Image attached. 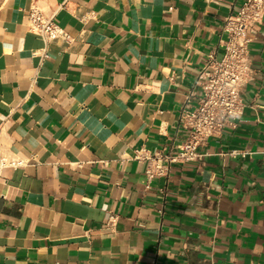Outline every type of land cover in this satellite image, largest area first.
<instances>
[{
	"label": "crops",
	"instance_id": "obj_1",
	"mask_svg": "<svg viewBox=\"0 0 264 264\" xmlns=\"http://www.w3.org/2000/svg\"><path fill=\"white\" fill-rule=\"evenodd\" d=\"M244 2L0 0V264H264V20L242 115L146 173ZM32 8L64 35L32 33Z\"/></svg>",
	"mask_w": 264,
	"mask_h": 264
},
{
	"label": "built area",
	"instance_id": "obj_2",
	"mask_svg": "<svg viewBox=\"0 0 264 264\" xmlns=\"http://www.w3.org/2000/svg\"><path fill=\"white\" fill-rule=\"evenodd\" d=\"M263 20L264 0H245L236 15L226 18L223 27L227 34L225 51L221 57L217 52L208 54L200 76L203 83H198L204 93L197 105L184 106L180 113L188 136L178 153L158 154L149 159L150 167L146 172L149 180L168 174L170 165L199 160L198 149L206 146L211 138L221 136L223 130L242 115V90L254 76L249 46ZM28 28L46 42L64 35L54 18L36 8L29 11ZM137 158L140 161L147 159L146 152H140ZM2 164L6 162L2 161ZM10 165L23 166L24 162L14 161Z\"/></svg>",
	"mask_w": 264,
	"mask_h": 264
}]
</instances>
